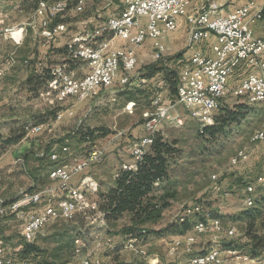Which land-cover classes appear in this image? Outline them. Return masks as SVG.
I'll list each match as a JSON object with an SVG mask.
<instances>
[{"label":"rangeland","instance_id":"obj_1","mask_svg":"<svg viewBox=\"0 0 264 264\" xmlns=\"http://www.w3.org/2000/svg\"><path fill=\"white\" fill-rule=\"evenodd\" d=\"M41 2L42 0L39 4ZM65 4H67V0H55V5ZM120 9L119 0H91L83 13L78 14L67 8L63 14H58L55 20L62 21L66 25L70 23L66 32L71 31L75 34L85 29L83 34L86 35L94 29L93 23L95 21L86 25L89 28H85V25H81L83 28H80L78 23L81 20H88L89 17H92L102 22ZM41 14L42 5H38L36 10H32L22 5L19 0H0V54L3 58L2 63H4L9 51L18 52L21 50V54L25 55V59H27L37 51L39 46L48 45L45 42L48 40H44L42 37L41 40L38 37L35 39L33 33L35 31L32 27ZM21 29H24L23 36H20ZM10 33H14V39L18 40L17 43L10 39ZM76 36L70 38L68 43L72 42ZM18 43L22 45V48L16 49ZM186 45L187 36L180 39L173 47L167 45L169 48H167L162 60L152 61L153 58H147L138 61L136 69L131 73L130 85L121 86L116 81L110 89L102 90L87 101H83L86 104L74 98H68L62 102L54 101V91L48 87L49 85L37 88L38 91L36 90L37 92L34 94L30 93L29 89L26 90L25 81L28 75L25 73L12 79L2 75L0 77V201L10 204L23 198L25 193H30L32 183L36 184L37 182L39 186L51 184L47 179L50 167L46 168L50 163L51 152L49 153V148L53 147L58 151L60 147L69 146L74 154H83L84 150L87 149V144L75 136L76 130L80 127L101 129L100 135L94 136L92 144L105 150L103 162L90 168L88 174H91L99 184L100 179L96 178L97 172H101L104 164H115L112 174L115 175L118 172L119 175L122 167L116 169V166H122L127 160L131 162L130 147L146 134L144 129L145 115L152 113L156 108L153 101L159 98L161 104L165 106L173 105L176 101V94L171 95L168 83L163 79L162 74H158L150 80H134V78L144 68V64L152 62L159 63L166 70L176 71L178 74L182 63L179 64L175 59L177 56L182 57L187 51ZM50 51L48 49L44 51L46 60H43L46 65L43 68L49 70L50 73V83L55 78L58 79V69L65 73V77H72L69 72L74 70L79 76L88 71L87 65L85 66L86 63L73 61L69 52L61 54L56 52L55 48L52 49L53 53ZM24 66L25 70L28 71L34 69L28 64ZM32 84L35 82L33 81ZM131 93H133V99H129ZM69 108H72L74 112L72 118L69 116L70 114L65 112ZM237 108L243 111V116L237 122L225 125L222 132L215 135L201 136L199 123L190 118L181 105L175 104L171 109V115L182 117L183 125L179 127L174 123L165 121L154 134V137L160 136L165 141L176 143L177 151L171 161L169 179L161 183V191L173 193L174 199L171 207L167 209L168 211L165 210L166 213L157 224H148L143 227L162 230L160 235L149 236L143 240L135 238H131V240L145 244L152 240H158L159 243H156L155 246L162 254V264H187L191 256L205 254L213 248L222 250L225 248L223 244L229 241L234 242L237 249L247 251L250 256L259 258L261 264H264V250L255 254L247 235V231L250 232V230L259 235L264 230V181L256 184L255 187L254 200L258 199L259 202L245 206V199H242V190L245 185L242 180L244 179L238 180L240 178L238 175L243 170H251L252 172L249 173L250 178L246 179L245 182H255L260 176L264 178V144L251 142L255 131L264 124V104L252 103L246 98L230 96L221 100L216 116L224 114L225 110H236ZM59 113L63 116L57 121V125L66 117L69 121L61 126V131L56 129L50 133L48 130L51 129V125L54 124ZM42 124H45L44 128H47L43 132L34 134L28 133L26 130ZM47 124L49 126H46ZM23 132L25 133L23 139L12 144L6 143L9 137ZM31 142L38 143L35 145L36 149L23 152V147ZM239 151L243 152V156L248 155L249 158L238 165H232L231 160H234ZM109 155L112 158L110 163L106 161ZM37 156L43 157L42 164L38 163ZM257 156H260L261 159H257ZM24 157L26 158L24 159ZM246 166L248 167L246 168ZM109 176L111 177V175ZM78 179L79 177H75V182ZM96 193L95 200L99 202L100 185L96 186ZM61 199L60 197L57 199V206L60 205ZM76 203L78 205L87 204V196H77ZM196 203H201L212 213L220 214L222 219L214 217L213 214L205 217L203 213H192L186 220L190 223L191 228L201 219L208 221L217 218L221 224L230 221L231 227H225V231L228 232V230L233 229L234 237L232 240H228L223 237L222 230L209 232L213 234L196 235L197 244L194 245L193 251L189 253L178 252L180 254H177L175 258L172 257L176 260L174 262L173 259L165 256L168 244L174 238H180L194 230L193 228L190 229V226L184 228L182 225L179 226L181 223L177 224V219L189 204ZM228 208L236 211L231 217L222 213ZM249 208L251 209L249 210ZM27 210L25 208V211ZM245 210L254 212L256 217H241L240 214ZM93 221V214L89 218L78 215L72 221L60 219L46 225L32 243L39 253L37 258L32 255L27 260L22 259L17 254L15 264H71L74 260V238L85 236L87 241L91 242L90 245L95 246L94 244L97 243L96 235L100 238L104 234L106 235L103 237L104 244H109L108 250L115 253L110 263L145 264L144 259L136 258L124 249L129 239L121 235V230L130 224L128 217H123L115 222L105 220L106 226H101L99 220ZM251 222H254L252 228L249 226ZM22 225L23 219L18 217L16 212H10L6 209L4 214L0 216V243L9 247L12 252L18 245L26 244L21 236ZM219 240L224 241L218 242ZM105 250L106 247L100 251L102 264V254ZM124 255L130 257L125 259ZM120 256H123V259H120ZM168 258L172 261H167ZM105 264H109L108 260ZM235 264L243 263L235 262Z\"/></svg>","mask_w":264,"mask_h":264},{"label":"built area","instance_id":"obj_2","mask_svg":"<svg viewBox=\"0 0 264 264\" xmlns=\"http://www.w3.org/2000/svg\"><path fill=\"white\" fill-rule=\"evenodd\" d=\"M91 0H75L71 11L81 14ZM193 0H119L120 10L102 21L86 35H77L68 43V51L73 61L86 63L88 71L77 75L72 71V77L58 69V83H50L54 91V101L62 102L74 98L83 102L97 95L102 90L110 89L116 81L121 86L131 84V73L136 69L137 57L134 48L143 46L148 40L152 42V58L162 60L167 51L166 38L177 28V19L187 16L189 22V41L193 44H207L210 49L195 51L190 59L184 62L178 71L176 101L173 105L165 106L156 98L154 111L145 115L144 129L146 134L135 142L131 164H123L122 169H134L143 155L149 150L154 141V134L162 122H171L182 126V117L171 115L175 104L181 105L189 117L203 127L213 124L217 111L207 110V103H219L228 97L246 98L252 103L264 104V39L256 38L250 26L251 22L264 21V7L256 9L255 0L246 3L234 12L226 15L218 14L219 5L213 0L204 3L194 14H188ZM42 14L38 19L40 36L51 41L67 31L63 22L55 23L58 14L68 8L65 5H55V0H42ZM253 13L252 18L249 17ZM264 27V26H263ZM14 39V33H10ZM214 42L210 44V40ZM123 44L116 45V41ZM3 58L0 54V77ZM234 78L236 85L231 86L229 80ZM60 81V83H59ZM57 115L56 121L62 118ZM54 122V123H55ZM45 124L27 128L28 133H40ZM49 126V125H46ZM86 147L83 154L76 155L68 147L51 151L50 163L53 164L48 172L51 184L32 193H25L23 198L4 205L0 201V216L8 209L16 212L23 219L21 236L25 243H33L43 228L57 220H74L78 215L94 221L99 220L101 226H106L103 212L95 200L97 180L88 174L90 168L101 164L105 150L93 145L86 137ZM252 143L264 144V124L256 130L251 138ZM249 158L244 155L240 159L231 160L232 165H238ZM75 177L79 179L75 182ZM118 177V172L114 178ZM215 178V176H214ZM264 181L258 177L255 182L247 181L242 190L245 206L254 202L256 184ZM67 196L66 206H57V199ZM77 196H87V204L76 205ZM25 208L28 210L25 211ZM192 213H203L205 217L212 212L201 203L189 204L177 219L178 223L185 222ZM93 221V222H94ZM92 222V223H93ZM217 230L223 231V237L232 240V234L225 231L223 224H216ZM209 233V229L192 230L190 233L174 238L167 246V255L175 257L178 252H192L196 244L195 236ZM96 235V244L91 246L87 238H74V260L71 264H102L100 251L109 248L104 244L103 237ZM110 236V235H109ZM1 237V236H0ZM99 239V241H97ZM103 239V241H101ZM129 239L125 251L136 258L146 259L148 264H162L157 257L150 256L145 243H135ZM224 239V238H223ZM224 240H219L222 242ZM114 243V242H113ZM20 247L13 252L9 247L0 244V264H15V257ZM235 264V252H212L210 255L196 254L188 259L187 264ZM243 264H261L253 258H243Z\"/></svg>","mask_w":264,"mask_h":264},{"label":"trees","instance_id":"obj_3","mask_svg":"<svg viewBox=\"0 0 264 264\" xmlns=\"http://www.w3.org/2000/svg\"><path fill=\"white\" fill-rule=\"evenodd\" d=\"M26 8L36 10L41 0H19ZM54 1V0H50ZM75 0H68V10L72 8ZM28 4V5H27ZM62 22V21H61ZM59 23L57 19L54 21ZM69 52L66 46L61 50V53ZM162 74L163 79L168 83L170 93L172 96L176 94L178 76L176 71L166 70L159 63H153L145 66L137 74L134 80H150L156 75ZM50 80L49 70H43L42 74L32 73L25 81L30 93H36L39 87H45L47 81ZM35 84H32V82ZM34 87V89H33ZM37 90V91H36ZM129 99H133V93L130 94ZM243 116V111L239 108L236 110H225L224 114L214 117V122L211 125L203 127L200 130L201 136L215 135L222 132L225 125L237 122ZM44 123V122H43ZM101 129H91L80 127L76 130L75 136L86 142V137L93 141L95 135H100ZM25 137V133H20L9 137L6 143L12 144ZM65 140V139H64ZM174 142H168L162 137H154V141L149 150L143 155L142 159L137 162L134 169H122L115 179V184L110 187L106 192L100 193V200L98 202L99 209L103 212L104 219L107 222H115L123 217H128L129 225L122 228L121 235L124 237H131L135 239H145L149 236H158L162 230L145 229L148 224L155 225L163 217L165 210L171 207L174 194L170 192L161 191V183L169 179L171 161L174 159L175 148ZM43 160V157L38 158ZM53 164L48 163L46 168L52 167ZM39 179L37 178V181ZM35 189L30 188V193ZM16 201V200H15ZM14 202V201H13ZM259 202L258 199L254 200V204ZM8 205L7 203H3ZM252 208V207H251ZM249 208V210L251 209ZM249 210L243 211L240 215L256 217L254 212ZM214 217L222 219L220 214L212 213ZM229 217V216H228ZM203 220V219H201ZM254 222L249 223L252 228ZM179 224V223H177ZM190 226L188 221H185L179 226ZM264 229V223H263ZM247 235L251 241V248L255 254L264 250V230L261 235L247 231ZM2 244V243H0ZM227 246H237L234 242H225ZM239 247V246H238ZM240 248V247H239ZM22 259H27L34 255L37 258L39 253L32 243L21 245L17 252ZM16 254V257H17ZM26 255V256H25ZM28 255V256H27ZM26 257V258H25Z\"/></svg>","mask_w":264,"mask_h":264},{"label":"crops","instance_id":"obj_4","mask_svg":"<svg viewBox=\"0 0 264 264\" xmlns=\"http://www.w3.org/2000/svg\"><path fill=\"white\" fill-rule=\"evenodd\" d=\"M213 1L217 2V4L220 6L219 10H218V14H221V15H226L228 13L234 12L236 9H238L239 7H241L242 5H244L246 3V0H213ZM203 3H204V0H193L191 6L189 8L188 14L189 15L190 14H194L196 12V10ZM255 5H256V9L263 8L264 7V0H255ZM253 13L254 12L251 13V15L249 17V20H250V18H252ZM98 17H100V16H98ZM93 21H95V22L93 23ZM90 23H93L94 27H96V26H98L101 23V21H97L95 18L89 17L88 20H81V22H79L78 25L80 24V26L81 25H85L86 26L87 24H90ZM67 26L70 27V23H67ZM250 26H251V28L253 30V34H254V36L256 38L264 39V27H263L264 26V21L251 22ZM189 27H190V25H189V22L187 20V16L179 17L177 19V28H176V30L173 31V32H170L168 34L167 38H166V42H165L166 46L170 45V47H173L175 44H177L180 41V39H182L185 36H187V45H186V47L188 48L187 51L182 55V57H178L177 56L176 59H175L176 62H178L179 64L180 63L183 64L184 62L188 61L190 59L191 55L195 51L208 49L207 52L210 53V49L207 47V44H204L203 42H202V44L190 45V41H189V39H190V37H189ZM32 28L35 31V32H33L35 39H36V37H38L41 40L42 38L40 36V28H39V25H38L37 21H36L34 27H32ZM80 28H83V26H81ZM85 28H89V27L86 26ZM23 30L21 29L20 36H23ZM85 31L86 30L84 29V30H81L80 32H77L75 34H73L71 31H68V32H65V33L55 37L51 41H45L46 44H48V45H42L43 47L39 46L37 51L31 57H28L27 59H25V55L21 54V50H19L18 52L9 51L8 54L6 55V59H5L4 63H2V65H1V69H2V72H3L2 73L3 77L6 75L7 77L12 79V78H16L17 76H21L24 73L26 75H28V76L30 74H32V73L41 74L42 71L45 69L43 67H46V65L43 63V60H46V58L44 56V51L45 50H47V49L49 51L51 50L50 53H53L54 51H52V49L55 48L56 52L61 53V50L68 45V41H69L70 38H72L74 35H84L83 33ZM17 41H16V43H17ZM213 42H214V38H212L210 40V44L213 43ZM122 44L123 43L121 41H119V40L116 41V45L117 46H120ZM20 48H22V45L20 43H18L16 49H20ZM167 48H169V47H167ZM134 52H135V55L137 57V62L138 61H143L144 59H147V58L152 59V56H151V54H152V42L150 40H148L143 46L134 48ZM48 58H50V57L48 56ZM152 61H154V60H152ZM153 63L154 62L148 63V64H144V67L148 66L150 64H153ZM25 64H26V66L28 64L30 67H33L34 69H31L29 71L25 70V66H24ZM85 66H86V64H85ZM69 73L72 75V72H69ZM50 82H51V80L47 81V86L50 84ZM229 83H230L231 86H233V85H236L237 82L235 81L234 78H231L229 80ZM26 90H28V88H26ZM82 103H84V102H82ZM84 104H86V103H84ZM65 112L70 114L69 116L72 118V116L74 114L72 108L67 109ZM68 121H69V119L67 117L64 118V120L58 122V125L61 124L60 126H58L57 122H55L54 124L51 125V129H49L48 131L50 133L54 132L56 129H58V131H61V126L65 125V123L68 122ZM47 125H49V124H47ZM45 129H47V128H43V131ZM35 145H38V143L31 142L29 145L24 146L23 147V152H29V151H32V150L36 149ZM47 148H49V147H47ZM49 150H50L49 151V153H50L51 151L56 150V149H54L52 147L51 149L49 148ZM257 157H258L257 159H259V160L261 159L260 156H257ZM25 158L26 157H24V159ZM38 158H41V157L37 156V160H39ZM18 159L20 160V157ZM111 159H112L111 155H109L107 157L106 161H108V163H110L109 161H112ZM39 161H38L39 164L43 163V160H39ZM124 164H131V162H130V160L129 161L127 160V161H125ZM114 165L115 164H111V165L110 164H104V166L100 170L101 172H97L96 178L98 177V179H100L99 185H100L101 193L106 192L110 187H113L114 184H115L114 174H112V171H113V169L115 167ZM120 167H122V166L121 165L120 166H116V169H120ZM247 167L248 166H246V168ZM102 173H103V176H102ZM249 173H252L251 170H243V172L239 173L238 176L240 178L238 180L243 178L244 180H242V183H245L246 179L250 178ZM109 175H111V177ZM108 176H109V178H108ZM47 179H48V175H47ZM44 186L45 185L39 186V184L37 182H36V184L32 183L30 185V187L36 188L35 191L41 189ZM233 187H236V186H233ZM166 211H168V210H166ZM166 211L163 213V215L166 213ZM222 213L225 214V215H230V217H231V215H233V213H236V211L234 209H232V208H228L227 210L222 211ZM226 222H227V224H225ZM226 222L223 223L224 226L226 225L225 227H227V228L231 227V225L229 224L230 221H226ZM190 229H192L191 226H190ZM156 243H159V241L158 240H156V241L152 240V241L148 242V244H146L145 246H146L147 251H148L150 256L157 257L159 261H161V260L163 261V258L161 257V255H162L161 252H159L158 248L155 246ZM196 244H197V240H196ZM17 247H21V245H18ZM180 252H184V251H180ZM165 253H166L165 254L166 258L169 257V258L173 259L172 257L167 255V250H166ZM113 254H115V253H113V251L108 250L106 248L105 252H103V254H102V256H103V264H105L107 262V260H108L109 264H114V263H110V260L113 257ZM178 254H180V253H178ZM124 256H125V259L130 257L128 255H124ZM120 259H123V256H120ZM168 259H167V261H172L171 259H169V260ZM173 260H174V262L176 261L175 259H173ZM144 261H145V264H148L146 259ZM177 264H179V263H177Z\"/></svg>","mask_w":264,"mask_h":264},{"label":"bare ground","instance_id":"obj_5","mask_svg":"<svg viewBox=\"0 0 264 264\" xmlns=\"http://www.w3.org/2000/svg\"><path fill=\"white\" fill-rule=\"evenodd\" d=\"M52 83H58V79L55 78ZM218 108H219V103H207V110H209V111H217ZM38 126H35V127H38ZM63 147H67V146H63ZM129 155L133 156V149L129 150ZM242 156H243V152L239 151L236 154L234 160L240 159ZM50 158H51V155H50ZM60 198H62L63 200L61 199V203L59 206H66L67 196H60ZM76 205H78V203H76ZM216 224H221L220 220L217 218L210 219L208 221L199 220L193 225L192 228L194 230H197V229H202L204 227H207L209 229V232H213V231L217 230ZM228 232H229V234H232V237H234L233 236L234 235L233 229L228 230ZM128 246H129V242L126 243V245L124 246V249H126V247H128ZM233 251L235 252V262L243 263V258H253L254 261L261 263L259 258H254V257L250 256L247 251L237 249V247H235V246H227V247L223 248L222 250L218 249V248H213V249L209 250L207 253L202 254V255H210L212 252H233Z\"/></svg>","mask_w":264,"mask_h":264}]
</instances>
